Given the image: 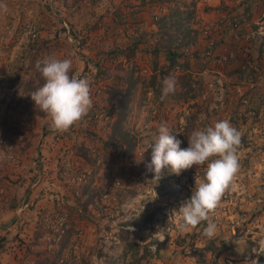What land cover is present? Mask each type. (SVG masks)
I'll list each match as a JSON object with an SVG mask.
<instances>
[{"label":"rangeland","instance_id":"rangeland-1","mask_svg":"<svg viewBox=\"0 0 264 264\" xmlns=\"http://www.w3.org/2000/svg\"><path fill=\"white\" fill-rule=\"evenodd\" d=\"M65 1L67 4H63L64 0H0V4H6L8 9L6 13L0 12V141H6L5 144L0 142V238H6L3 246L18 235L17 230L8 228L22 226L19 224L20 219L11 226L10 213L27 202V199H24L26 190L21 192V187L27 180L26 174L32 172L33 167H29L26 161L30 158L32 162L36 158L44 138L42 124L50 123L47 116L32 119V122L24 120L26 115L21 113L15 102L21 93H14V88L9 86L11 80L18 73L20 83L29 79L33 72L27 74L25 68L33 54H36L35 69L38 62L49 56L60 59L67 57L73 61L72 71H81L84 76L85 66L79 67L78 64L81 60V50L85 49V46L79 48L78 39H75L74 35L69 37L66 29L70 26L76 34H88L89 26L85 21L87 13L90 12V17L96 19L102 17L105 7H108L110 12L117 9L121 15L122 24L118 26L113 25V14L106 17L112 22L111 27L117 30V33L125 34L121 35L120 39L117 38L124 46L131 44L135 39L134 28L145 32L144 43L138 47L134 57H137L141 68H148L146 72L141 71L148 77L151 73L149 49H152L156 42L153 36L156 30L155 17L168 10L165 3L144 0L149 5L142 8L139 16L141 23L138 25L134 20L137 0H98V6L89 9L82 8L87 0L81 1L80 7L73 1L72 7H77V13H73L72 7L69 8L70 0ZM251 1L253 3L254 0ZM177 3H185V9L194 11L193 18L185 20V25L197 31V39L182 50L189 57L193 55L190 57L191 73L193 79L201 84V93L196 97L187 96V99L172 98L168 95L161 101L151 90H136L128 116V124L138 138L132 160L114 162L120 159L115 153L109 156V160L103 159L104 152L100 147H94L100 164L94 163L93 167L88 164L83 167L80 170V176H83L80 182L76 180L75 170L69 172L70 176L74 175L70 183L75 184V191L73 187L68 196L53 199L49 207L39 206L36 209V213L41 211L40 215L50 222V228L54 230L57 225L56 215L67 213L68 227L64 233L68 230V236L64 239L65 253H71L77 258L89 257L99 264H250L252 260L257 261V252L260 251L258 243L264 240V48L258 56L259 59H255L258 50L254 43L261 42L264 46V29H259V26L263 27L259 22L264 21V15L258 13L256 8L252 11L250 0H216L213 3L208 0H173L171 7H175ZM62 6L64 10L61 9ZM260 7L264 10V0H261ZM68 16L80 20V27L69 23L66 20ZM230 17L238 19L242 27L237 41L233 40L232 29L225 22ZM64 19L65 22H62ZM130 22L131 25H128ZM253 26H257L255 30ZM204 28L210 29L216 35V53H219L220 47L234 49L236 57L222 66L216 65L211 59L205 58L206 61L203 62L194 58L195 51L200 52L205 48L206 42L202 36ZM40 41H47V49L35 52L34 48ZM88 52L90 53V50ZM240 53L248 65L244 67L241 80L238 73H232L242 65L241 60L237 59ZM164 55L163 52L160 55L161 65H165ZM247 55L251 56V59L253 57L252 62ZM122 63L126 65L125 60H122ZM255 63L256 66L252 68L251 65ZM114 65L113 62L108 66L109 76L115 74ZM88 68L91 71L93 67ZM179 71L176 69L172 75ZM104 117L106 115L99 117L98 121L104 127L103 137L106 138L108 129L105 127L112 118L105 120ZM225 119L242 134L238 149L240 168L217 208L210 213L211 221L217 225V233L212 239L203 235L206 221L187 232H180L175 210L195 191L198 182L203 180L206 164L193 166L182 171L179 176L165 174L156 182L153 174L145 169V164L151 160V148L148 145L157 139L159 127L166 125L176 134L177 139L182 141L180 147L186 148L187 138L194 130L213 126ZM12 123L19 126L21 133L29 137L31 145L25 152L22 136L5 130V124ZM44 141L47 140L44 138ZM50 142L55 143L56 140L50 139L46 143ZM74 164L80 163L76 161ZM115 176L121 177L120 185L114 184ZM89 177L93 179V185L103 189L107 196H103L104 201L99 203V209L90 205L86 216H82L80 204L75 198L80 197L78 188L86 183ZM127 189L134 190L135 195H122L120 202L112 197L116 191L126 194ZM12 205L15 206L14 209L11 208ZM24 207L34 209L30 204ZM151 211L156 212V221L151 231L139 232L136 226L124 224ZM36 215H39V212ZM40 215L37 224L42 218ZM51 215L54 216L55 224ZM122 226L125 229L129 226L135 227L136 230H131L133 232L130 239L148 245L149 253L141 256L137 263L131 257V252L123 250V242L118 237ZM153 239H156L158 244L151 243ZM41 240L46 246L43 237Z\"/></svg>","mask_w":264,"mask_h":264},{"label":"trees","instance_id":"trees-1","mask_svg":"<svg viewBox=\"0 0 264 264\" xmlns=\"http://www.w3.org/2000/svg\"><path fill=\"white\" fill-rule=\"evenodd\" d=\"M73 1L80 7L81 1L84 0ZM136 2L137 6L134 11L136 18L134 20L137 21L139 25L141 23V19L139 17L140 12L147 3H145L144 0H137ZM157 2L168 5V10L159 17H155L157 18L155 21L156 30L153 36L156 39V42L155 46L152 49H149V53L151 55V57H149L151 73L148 77L141 73L140 65L132 61L133 57L137 54L136 51L138 47L141 43H144L143 37L145 36V32L141 31V29L138 31L134 28L136 34L135 39L131 44L124 46L123 43L117 40V38L121 37V35L125 36V34L117 33L118 31L111 27L112 22L110 23L109 19L107 20L106 17L109 14H113V17H115V23H113V25H121V15L117 9H113L112 12H110L107 9L108 7H105L102 17L99 16L96 19L90 17L91 14L88 12V17L85 21L88 22L89 33L84 36L77 35L75 30L68 26V36L72 37L74 35L75 39H78V47L82 48L85 46V49L88 51L90 50L91 52L89 53L90 55H86L87 57L84 59L85 71L83 73L85 74L83 78H88L90 80L91 93L99 83L104 84L105 90L100 96L92 97L93 107L91 111L80 122L70 128L71 131L75 132L74 136L64 133L57 134L56 132L50 130V123L42 124L43 137L55 139L57 142L56 145L59 151L58 154L60 155L57 157L55 163L56 176L61 186L67 189V192L75 186V184L70 183L74 175L70 176L69 172L75 170V175L78 176L81 174L80 170L83 168V165H75L74 163L76 161L84 164L87 163L93 167L98 157L94 147H100V149L104 152L102 155L103 159L107 158L109 160V156L115 153V155L119 156L120 159L114 162H119V160L123 159L132 160L138 143V138L133 132V128L128 124V116L131 111L130 104L134 100V95L137 89L141 88L144 90L143 92L151 90L154 96L160 98L163 79L165 77L172 76L177 80V87L175 93L169 94V97L187 99V96L196 97L199 93H201V84H199L198 80L193 79V75L191 73L192 58L190 57H193V55L189 57L182 50L183 47L185 48V46L195 43L197 39V31L193 29V27L185 25V20H191L193 18L194 11L193 9H185L187 8L185 7V3H177L175 7H171L173 6V0H157ZM99 3L100 2H98V0H87L82 8L89 9V7L98 6ZM63 4H67V2L64 0ZM72 9L74 11L73 13H77V11L75 12L77 9L76 6L72 7ZM131 22L128 25H131ZM256 27L257 26H255V28ZM47 44V41H40L34 48L35 52L47 49ZM254 46H256L258 50L255 55V59H259L258 56L262 53L264 46L261 42L257 44L254 43ZM162 52L165 53V65H161L160 61V55ZM203 52L204 48L203 50L201 49L200 52L195 51L194 58L203 62L206 61V57H204ZM241 55V53L237 55L240 56L237 59L241 60L242 65L232 71V73H238L239 80H241L244 75V67L248 66L245 57ZM35 56L36 54L32 55L30 62L25 68V73L29 74L33 72L29 79L20 83V74L18 73L15 75V78L11 80L9 85L11 88H14L15 94L18 92L21 93V96L18 97L15 102L18 104L21 113L26 115L24 120L27 122H32V119H41L46 117L44 113L35 107V104L30 96L33 91L44 83L40 72L38 69H35ZM248 57L249 61H253V57L252 59L251 56ZM122 60H125L126 65H123ZM113 62L115 64L114 69L116 68L115 74L113 76H109L107 69ZM256 64L257 63H255V65H251V67L254 68ZM86 65L88 67H93L92 70L89 71V68ZM176 69H179L180 71L177 74L172 75ZM244 101L247 102V100ZM103 115H106L108 118H112L109 119L105 127L106 130L108 129L106 138L103 137L104 127L99 124L98 121V118ZM5 130L6 132H11V134L22 136V139L25 141L23 152L30 147L31 143L29 141V137L21 133L19 126L14 123L5 124ZM64 148H66L65 151H63ZM68 154L71 155L74 161L72 162V159H69V162H67V159H65L66 162L63 161V163L61 158L67 156ZM34 162L33 176L38 179L43 176V158H41L40 153H37ZM78 189H80L81 195L75 199L77 203L80 204L81 212H83L81 213L82 216L83 214L86 216L90 205H93L96 209L100 208L98 206L101 201H104L103 196L105 192L103 189L96 188L93 185V179L91 177L87 179L86 183L80 185ZM73 190L75 191V187ZM114 194L115 195L112 197L120 202V197L122 195H135V191L127 189L126 194H124L123 191L122 193H120V191H116ZM11 208L14 209L15 206L12 205ZM155 213V211H151L142 217H136L132 220H128L124 224H132L136 226L139 232L144 230L151 231L153 229L154 222L156 221ZM51 218L52 222H54L53 215H51ZM50 227V222L45 220L43 217L40 218V221L36 225L32 234V243L41 242V238L45 232L53 231ZM132 232L133 231L125 229L124 226H122L119 230L118 237L123 242V250L131 252V257H133V260L137 263L141 256L149 253L147 248L148 245H142L138 241L131 240L130 236ZM67 233L63 234L65 235L64 239H67ZM5 240L6 238L4 237L0 238L1 248H3ZM59 241L52 248H47L44 245V248L41 250H33L31 248L32 243L21 240L20 243H24L25 248L19 257L18 264H99L95 263L89 257L82 256L77 258L71 253H65V242L64 244L62 243V246L60 247ZM151 243L158 244V241L153 239L151 240ZM99 256L100 255L97 257L99 258ZM257 264H264V256L257 255Z\"/></svg>","mask_w":264,"mask_h":264},{"label":"clouds","instance_id":"clouds-1","mask_svg":"<svg viewBox=\"0 0 264 264\" xmlns=\"http://www.w3.org/2000/svg\"><path fill=\"white\" fill-rule=\"evenodd\" d=\"M7 10L6 4H0V12L6 13ZM36 67L44 83L31 93V99L35 107L49 118L51 131L67 132L93 107L90 80L74 74L73 61L67 57L49 56ZM162 85L161 101L175 93L177 80L168 76ZM241 138V132L225 119L213 126L194 130L187 138L188 146L181 148L182 141L168 126L159 127L157 139L148 145L151 160L145 164L146 172L152 173L156 182L165 174L179 176L184 170L206 164L203 180L175 210L180 232H187L206 221L203 235L208 239L215 237L217 225L211 221L210 213L217 208L239 172ZM258 247L261 251L257 255L264 256V240L259 241ZM250 264H257V261L252 260Z\"/></svg>","mask_w":264,"mask_h":264},{"label":"crops","instance_id":"crops-1","mask_svg":"<svg viewBox=\"0 0 264 264\" xmlns=\"http://www.w3.org/2000/svg\"><path fill=\"white\" fill-rule=\"evenodd\" d=\"M72 1L73 0H70L71 3H69V5H70L69 8L73 6ZM215 1L216 0H208V2H210V3H213ZM154 3H157V1H155ZM250 3L251 4L249 6H251L250 8H252V11H255V8H256L259 10L258 13H261L264 15V10L262 9V7H260L261 6V0H254L253 3H252V1H250ZM146 5H149V4L147 3ZM61 9L64 10V7L62 6ZM62 14H65V13L62 12ZM253 18L255 19V14H254ZM260 18L262 19V17H260ZM66 20L69 21V23L70 22L73 23L74 26H76V27H78L80 24H82L80 20L76 19V17L68 16V18ZM63 22H64V20H63ZM253 22L258 23L257 20H253ZM259 23H261V25H263V27H264V21L263 20ZM253 27L255 30V26H253ZM263 27L259 26V29L263 30L264 29ZM152 28H155V26H152ZM263 32H264V30H263ZM80 34H81V32H79V34H77V35L81 36ZM224 40H226V39H224ZM219 49H218L219 53H224L227 51V49H222V47H220ZM81 52H82V53H80L81 60H80V64H78V66L84 67L85 66V62H84L85 60L84 59H85V57H87L86 55H88L89 52L86 49H82ZM132 61H134L136 63L139 62L137 60V57H133ZM45 140L48 141L50 139L45 137ZM46 142L44 141V138H43L41 145H40L41 149H39V151H38L41 155V158H43V163H42L43 176L41 178H38V179L35 177H32L34 174V172H33L34 168H32V167H34L35 162L34 161L31 162L29 160L30 159L29 158L28 161H26L27 162L26 164H28V166L32 168V172H29L26 174L27 180H26V182H24L22 184V187H21V192H23V190L25 189L26 193H27L26 197L24 198V199H27V202L24 206H27L28 204H30L31 206L32 205L34 206V209L31 210L30 209L31 207L28 209H25L24 206L21 208L16 207L15 210L10 213V214H12L11 215L12 216L11 221L14 220L13 223L10 221L11 226L19 219H20L19 224H20V226L21 225L22 226L19 228L18 227H13V228L9 227L8 228L11 230H17L18 235H17V237H14L11 242L6 243V245L3 246V248L0 247V264H18L19 263V257L21 255L20 245L18 244V241L23 240V241H27L30 243L33 242L32 234H33L34 229L36 228L37 221H38L37 218L39 217L40 212H41V211H38L39 215H36L38 213V212L36 213V209L39 206H43V208L46 206L49 207V205H50V203H52L53 199H58L60 197H63V195H64V197L68 196L69 191L66 192L65 188L63 186H61V184L59 183L58 178L56 176L55 163H56L57 157H59V155H60V154H58L59 151H58L57 145H56L57 142H55V143L50 142L49 144H47ZM65 150H66V148H64L63 151H65ZM30 152H33V151L30 150ZM65 159H67V162H69V159H72V162L74 161V159L71 157L70 154H68L65 157H62L61 161L63 162ZM79 163H80V165H83L82 167H85L86 165H88L87 163H85V164L82 162H79ZM30 179H31V181H30ZM29 181H30V183H29ZM27 188H29V189H27ZM68 202L70 203V200H68ZM64 236L65 235H63V237L59 241L60 247L62 246V243L64 244V242H65ZM57 247H58V245H57ZM31 248L33 250H41L44 248V244L42 243V241L38 242V243H34V244L32 243Z\"/></svg>","mask_w":264,"mask_h":264},{"label":"built area","instance_id":"built-area-1","mask_svg":"<svg viewBox=\"0 0 264 264\" xmlns=\"http://www.w3.org/2000/svg\"><path fill=\"white\" fill-rule=\"evenodd\" d=\"M227 21L226 24H228L229 27H231L232 29V35H233V40L237 41L240 38V29L241 24L238 21V19H236L235 17L233 18H228L226 19ZM66 32H68V29H66ZM202 36L205 39V48H204V52L203 55L204 57H206V59H211L216 65L218 66H222L224 64H226L227 62H229L231 59H234L236 57V51L234 49H230L227 50L224 53H216L215 52V42H216V35L212 33V31L208 28H204L202 30ZM70 39V38H69ZM76 41V40H75ZM78 49V48H77ZM245 54V52L243 53ZM148 70L147 67H142L141 71L142 72H146ZM74 74L80 76L83 78L82 72L78 71V70H73L72 71ZM105 90V86L104 84L99 83L94 89L93 92L91 93L92 97L95 96H100L102 94V92ZM105 120L108 119V117H104ZM60 134V133H57ZM64 134H69V135H73L75 134L74 131H71V129L67 132H64ZM1 143L5 144L6 141L2 140L0 141ZM66 162V160H64ZM96 165L100 164V159L98 158L95 162ZM83 178V176H76V180L77 181H81ZM74 179V178H73ZM114 184L115 185H120V181H121V177L120 176H115L114 177ZM107 194H104V197H106ZM56 219H57V225L55 230L53 229V231L45 233L43 236V241L46 243V247L47 248H52L54 247L58 241L60 240L62 234L64 233L65 229L68 227V216L67 213L62 212L61 214L56 215ZM128 229L130 230H136L135 227L133 226H129ZM25 248V244L24 243H20V251L21 253L24 251Z\"/></svg>","mask_w":264,"mask_h":264}]
</instances>
